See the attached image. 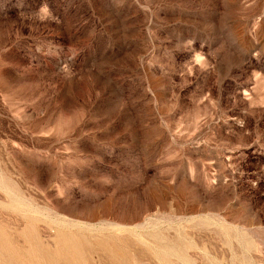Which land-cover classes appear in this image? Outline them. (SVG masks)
<instances>
[{"label": "rangeland", "instance_id": "rangeland-1", "mask_svg": "<svg viewBox=\"0 0 264 264\" xmlns=\"http://www.w3.org/2000/svg\"><path fill=\"white\" fill-rule=\"evenodd\" d=\"M0 264H264V0H0Z\"/></svg>", "mask_w": 264, "mask_h": 264}]
</instances>
